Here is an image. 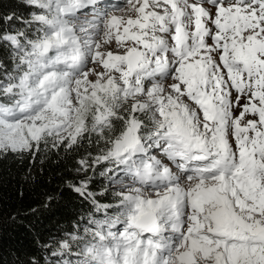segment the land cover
Masks as SVG:
<instances>
[{"label": "snow or ice", "instance_id": "6c2138e0", "mask_svg": "<svg viewBox=\"0 0 264 264\" xmlns=\"http://www.w3.org/2000/svg\"><path fill=\"white\" fill-rule=\"evenodd\" d=\"M24 3L0 155L92 149V212L49 264H264V0Z\"/></svg>", "mask_w": 264, "mask_h": 264}, {"label": "trees", "instance_id": "16d2710c", "mask_svg": "<svg viewBox=\"0 0 264 264\" xmlns=\"http://www.w3.org/2000/svg\"><path fill=\"white\" fill-rule=\"evenodd\" d=\"M32 10L24 0H0V18L27 17ZM18 26L0 19V30ZM87 151H92L87 145L42 151L34 162L27 154L0 155V264H49L56 243L83 227L93 206L73 186L86 175L77 169ZM87 175L101 202H111L99 196L104 186L111 187L108 182L91 171Z\"/></svg>", "mask_w": 264, "mask_h": 264}, {"label": "rangeland", "instance_id": "374dc122", "mask_svg": "<svg viewBox=\"0 0 264 264\" xmlns=\"http://www.w3.org/2000/svg\"><path fill=\"white\" fill-rule=\"evenodd\" d=\"M108 2L110 4H121L122 5L125 2V0H121V2L120 0H108ZM85 11H90V9H86Z\"/></svg>", "mask_w": 264, "mask_h": 264}]
</instances>
